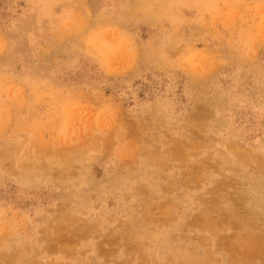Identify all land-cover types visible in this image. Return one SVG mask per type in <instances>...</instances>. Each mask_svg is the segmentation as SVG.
Segmentation results:
<instances>
[{"label":"rangeland","instance_id":"374dc122","mask_svg":"<svg viewBox=\"0 0 264 264\" xmlns=\"http://www.w3.org/2000/svg\"><path fill=\"white\" fill-rule=\"evenodd\" d=\"M0 264H264V0H0Z\"/></svg>","mask_w":264,"mask_h":264}]
</instances>
